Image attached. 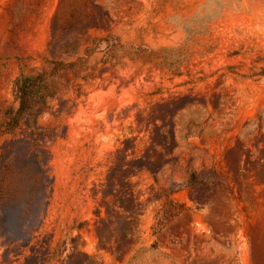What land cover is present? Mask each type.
<instances>
[{
    "label": "rangeland",
    "instance_id": "1",
    "mask_svg": "<svg viewBox=\"0 0 264 264\" xmlns=\"http://www.w3.org/2000/svg\"><path fill=\"white\" fill-rule=\"evenodd\" d=\"M0 264H264V0H0Z\"/></svg>",
    "mask_w": 264,
    "mask_h": 264
}]
</instances>
